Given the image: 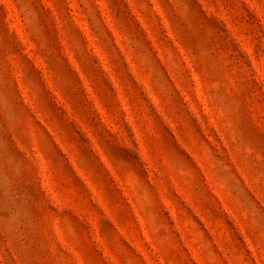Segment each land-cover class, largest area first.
<instances>
[{"label":"rangeland","instance_id":"1","mask_svg":"<svg viewBox=\"0 0 264 264\" xmlns=\"http://www.w3.org/2000/svg\"><path fill=\"white\" fill-rule=\"evenodd\" d=\"M0 264H264V0H0Z\"/></svg>","mask_w":264,"mask_h":264}]
</instances>
